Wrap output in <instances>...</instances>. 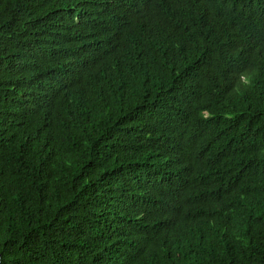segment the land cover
<instances>
[{
    "label": "trees",
    "instance_id": "1",
    "mask_svg": "<svg viewBox=\"0 0 264 264\" xmlns=\"http://www.w3.org/2000/svg\"><path fill=\"white\" fill-rule=\"evenodd\" d=\"M0 264H264V0H0Z\"/></svg>",
    "mask_w": 264,
    "mask_h": 264
}]
</instances>
